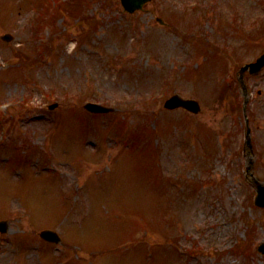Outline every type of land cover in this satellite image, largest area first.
<instances>
[{
	"label": "rangeland",
	"instance_id": "obj_1",
	"mask_svg": "<svg viewBox=\"0 0 264 264\" xmlns=\"http://www.w3.org/2000/svg\"><path fill=\"white\" fill-rule=\"evenodd\" d=\"M263 5L154 0L129 14L119 0H0V35L13 36L0 39V102L30 104L0 122L11 136L0 158L24 171L17 180L0 164V219L10 226L0 264H264V209L245 177L249 165L264 182V69L244 77L251 163L238 82L228 90L213 80L216 58L229 57L237 75L263 52ZM20 41L47 44L26 71ZM172 94L202 111L165 110ZM86 101L112 110L89 114ZM29 145L46 150L31 159L56 175L29 172ZM44 227L61 248L37 236Z\"/></svg>",
	"mask_w": 264,
	"mask_h": 264
},
{
	"label": "water",
	"instance_id": "obj_2",
	"mask_svg": "<svg viewBox=\"0 0 264 264\" xmlns=\"http://www.w3.org/2000/svg\"><path fill=\"white\" fill-rule=\"evenodd\" d=\"M149 0H121V4L124 7V9L128 12H133L135 10L141 9L142 5ZM7 36H4L3 39H7ZM264 66V54L261 55L256 63H252L250 65L245 66L242 70H245L246 68H250V73H257L261 69V67ZM165 107L167 108H176V107H183L191 112L197 113L199 110L198 104L194 100H182L179 99L177 96L172 97L165 103ZM86 108L89 109L92 112H106L108 109L100 107L98 105L94 104H87ZM255 189L257 192L255 203L256 205L260 207H264V184L259 183L256 179L254 180ZM41 237L52 240V241H59L58 236L50 231V230H44L40 233ZM264 248V246L261 247V249Z\"/></svg>",
	"mask_w": 264,
	"mask_h": 264
}]
</instances>
